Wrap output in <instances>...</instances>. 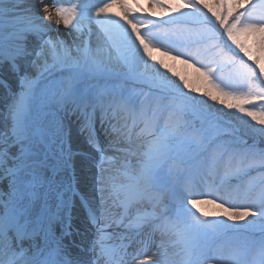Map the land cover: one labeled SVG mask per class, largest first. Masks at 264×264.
Returning <instances> with one entry per match:
<instances>
[{
    "label": "snow or ice",
    "instance_id": "6c2138e0",
    "mask_svg": "<svg viewBox=\"0 0 264 264\" xmlns=\"http://www.w3.org/2000/svg\"><path fill=\"white\" fill-rule=\"evenodd\" d=\"M0 264H264V0H0Z\"/></svg>",
    "mask_w": 264,
    "mask_h": 264
},
{
    "label": "rangeland",
    "instance_id": "374dc122",
    "mask_svg": "<svg viewBox=\"0 0 264 264\" xmlns=\"http://www.w3.org/2000/svg\"><path fill=\"white\" fill-rule=\"evenodd\" d=\"M141 3H144L146 5V0H141ZM156 55L158 57H160L161 54L160 53H156ZM175 70L178 71V72L185 73V74H189L191 72L190 69H187L186 66L181 65L178 62L175 64ZM248 179H250V178L249 177H246L245 178V181H247ZM206 207L209 208V210H211V206H206ZM251 238L255 242H258L259 241V239H260V229H259L258 226L251 233Z\"/></svg>",
    "mask_w": 264,
    "mask_h": 264
},
{
    "label": "bare ground",
    "instance_id": "6f19581e",
    "mask_svg": "<svg viewBox=\"0 0 264 264\" xmlns=\"http://www.w3.org/2000/svg\"><path fill=\"white\" fill-rule=\"evenodd\" d=\"M77 171H78V176L80 179V188L85 192H91V188H92L91 172H89L86 167L83 170L78 168Z\"/></svg>",
    "mask_w": 264,
    "mask_h": 264
}]
</instances>
